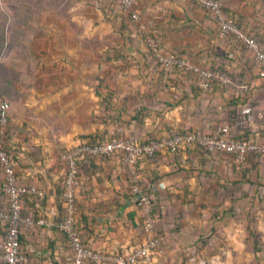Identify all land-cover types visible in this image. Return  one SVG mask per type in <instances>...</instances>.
Returning a JSON list of instances; mask_svg holds the SVG:
<instances>
[{
  "label": "crops",
  "instance_id": "1",
  "mask_svg": "<svg viewBox=\"0 0 264 264\" xmlns=\"http://www.w3.org/2000/svg\"><path fill=\"white\" fill-rule=\"evenodd\" d=\"M87 1L72 4L75 11L83 12L85 27L97 21L100 24L101 20L116 21L121 40L104 50L114 48L123 57L109 59L103 55L105 60L117 63L131 56L140 78L152 85L140 88V100L133 110L119 112L125 136L141 141L188 128L213 132L226 125L232 134L264 137V118L239 128L232 125L233 115L245 107L264 112V76L258 75V65L250 52L233 37L220 36L204 8L193 0L135 1L164 52L179 53L200 66L223 65L236 81L247 82L248 90L215 85L202 88L195 74L176 71L160 75L148 69L143 57L145 45L135 37L137 40H130L121 28L123 22L127 23L124 12L110 10L109 0ZM221 2L245 28L264 37V0ZM161 81L164 86H160ZM8 123L10 130L3 137V147L15 164L18 183L43 192L42 197H23L22 210L33 217H45L51 224L22 229L21 245L27 257L24 264H68L69 247L55 225L64 209L66 166L61 153L82 140L76 143L60 134L45 141L40 138L42 143L33 142L19 131L23 121L18 127V119L11 116ZM77 177L76 226L82 242L93 250L126 251L144 237L143 212L130 191L134 178L149 188L157 214L155 230L164 241V252L151 264H198L191 258H211L223 242L227 246L234 243L233 249L239 247L240 256L251 264L256 215L260 216L258 230L264 231L262 155L238 162L233 155L219 151L165 150L126 166L120 154L114 153L80 160ZM5 201L0 191V209ZM4 238L5 227L0 222V243ZM226 255L223 264H236L231 254L228 258ZM0 264H4L1 258Z\"/></svg>",
  "mask_w": 264,
  "mask_h": 264
},
{
  "label": "rangeland",
  "instance_id": "2",
  "mask_svg": "<svg viewBox=\"0 0 264 264\" xmlns=\"http://www.w3.org/2000/svg\"><path fill=\"white\" fill-rule=\"evenodd\" d=\"M75 1L0 0V94L9 101L10 117L18 119V127L23 121L19 131L33 142L60 134L76 143L86 139L82 136L123 134L119 112L133 110L140 88L152 87L140 78L131 56L117 63L105 60L104 49L121 40L116 21L85 27L83 12L72 6ZM109 8L116 13L120 9L111 0ZM256 216L252 230L264 240ZM233 245L223 242L211 256L213 263L223 264L222 255L231 254L236 264H249ZM262 245L251 264L264 263V241Z\"/></svg>",
  "mask_w": 264,
  "mask_h": 264
},
{
  "label": "built area",
  "instance_id": "3",
  "mask_svg": "<svg viewBox=\"0 0 264 264\" xmlns=\"http://www.w3.org/2000/svg\"><path fill=\"white\" fill-rule=\"evenodd\" d=\"M118 4L124 12L127 23L134 29L132 36L141 40L145 47L150 50L154 58L160 64L165 73L175 71L192 73L197 76L198 84L207 88L212 82H219L226 86H235L244 92L248 89L246 83H237L226 71L210 66H200L190 59L177 56L173 52H164L159 38L136 8V0H112ZM196 4L208 11L214 18L220 36L233 37L245 48L249 49L255 61L261 67L260 72L264 75V37L259 34L248 33L240 28L235 20L223 12L221 0H193ZM7 103H4L0 112V137L5 136L7 118ZM264 112L254 111L251 107H245L240 115L234 120L235 127L254 122L256 119L263 120ZM229 127L219 126L211 134L204 133L201 129H185L183 132L172 135L152 138L147 142H139L136 139L119 134L93 144L86 141L63 151L61 159L66 166L64 176L63 201L64 210L61 218L55 223L67 240L69 255L68 264H151L154 257L164 252L163 237L155 230L156 218L153 214L152 196L143 189L136 178L133 179L130 191L136 205L141 208L142 230L144 237L126 251H101L93 250L85 245L75 224V188L77 185L78 167L77 162L86 157L109 156L119 153L122 162L126 166H134L141 157H153L159 152H176L184 148H194L197 145L207 150L220 151L231 154L239 161H245L250 154L264 155V140L231 139L227 136ZM0 170L2 180L0 191L6 196V205L0 209V222L5 227V238L0 243V258L5 264H24L26 255L20 250V232L23 228L33 226H48L50 222L45 217H33L22 211L21 201L25 195L42 197V190L28 184H20L17 181L15 164L9 153L0 142ZM198 264H214L210 258H191Z\"/></svg>",
  "mask_w": 264,
  "mask_h": 264
},
{
  "label": "trees",
  "instance_id": "4",
  "mask_svg": "<svg viewBox=\"0 0 264 264\" xmlns=\"http://www.w3.org/2000/svg\"><path fill=\"white\" fill-rule=\"evenodd\" d=\"M112 1V0H111ZM113 3H115L114 1H112ZM116 4V3H115ZM117 6H118V4H116ZM118 8H119V6H118ZM222 8H223V12L227 15V16H230V17H232L234 20H235V22L237 23V25L240 27V28H242V29H244V30H246L248 33H252V34H257V33H255V32H253L252 30H249V29H247V28H245V26L244 25H242V23L240 22V20L237 18V16L235 15V14H231V13H229V12H227L226 11V9H224V7H223V5H222ZM120 10V9H119ZM207 13L211 16V14L207 11ZM123 14V13H122ZM211 18L213 19V21L215 22V20H214V18L211 16ZM215 24H216V22H215ZM216 27H217V31H218V26H217V24H216ZM121 28L123 29V30H126V34H127V37L131 40V39H134V40H137V39H135V38H133V36H132V30H133V26H130V25H128L126 22H123L122 24H121ZM233 41L234 42H238L236 39H234L233 38ZM238 44L243 48L244 46L242 45V44H240L239 42H238ZM244 49L245 50H247L248 52H250L251 53V55H252V58L254 59V57H253V54H252V52L249 50V49H247V48H245L244 47ZM112 51H113V49H107V50H105L104 51V54L106 55V57H108L109 59H118L119 57H123V55H122V53L121 52H119V53H117V51L118 50H115V53H112ZM173 53H175V52H173ZM177 56H181V57H185L184 55H179V53H177L176 54ZM143 57L145 58V61H144V63H145V65H146V67L148 68V69H150V70H156V71H158L159 73L158 74H160V75H164L165 74V72H164V70L160 67V64L158 63V61L154 58V56L152 55V53L150 52V50H148L147 48H146V50H145V52L143 53ZM185 58H187V57H185ZM189 59V58H188ZM148 60V61H147ZM191 60V59H190ZM255 60V59H254ZM1 61V60H0ZM3 61V60H2ZM191 61H193V60H191ZM257 63V62H256ZM2 64H4V63H2V62H0V66L2 65ZM258 65V75L259 76H261V77H263L264 75H262L261 74V72H260V69H261V67L259 66V64H257ZM213 67H215V68H220V69H223V70H226L228 73H230L229 72V70L226 68V67H224L223 65H219V66H213ZM157 68H159V69H157ZM176 72V71H175ZM179 72V71H178ZM230 75H231V73H230ZM237 83H246L247 85H248V83L247 82H238V81H236ZM199 85V84H198ZM226 86V85H223V84H220L219 82H212V83H210V85L207 87V88H210V87H212V86ZM200 86V85H199ZM201 87V86H200ZM226 87H235V86H226ZM203 88V87H202ZM248 89H249V85H248ZM247 89V90H248ZM4 103H7V105H8V108H7V118H8V121H9V119H10V113H9V108H10V103H9V101L5 98V96H3V94H0V112H1V109H2V106H3V104ZM106 105H108V103L106 104ZM240 115V113H236V114H234L233 115V117H235L234 118V120L238 117ZM234 120H233V122H232V125L234 126ZM238 128V127H237ZM190 130H195V129H197V128H189ZM10 130V125H9V123H7V126H6V131H5V134H6V132H8ZM185 129H183V130H176V131H172V132H170L169 134H167V135H172V134H174V133H180V132H183ZM203 131V130H202ZM204 133H206V134H211L212 132L211 131H203ZM119 135V133L116 131V132H113L112 134H110L109 136H107V137H105V138H97V139H95V136H92V135H89V137L88 136H82V138L83 139H85V140H82L81 142H83V141H86V142H88V143H91V144H93V143H95V142H98V141H102V140H106V139H108V138H110L111 136H118ZM227 136L229 137V138H231V139H236V140H240V139H245V140H264V137H257V138H250V137H248V136H246L243 132H241V133H239V132H237L236 134H232L230 131H229V133L227 134ZM153 137H147V138H144L143 140H141V141H139V142H147V141H149L150 139H152ZM155 138H158V137H155ZM3 137H0V142H1V145L3 146L4 145V143H3ZM194 148H197V149H199V150H202V151H208V152H210V151H212V150H207V149H205L204 147H202V146H200V145H197L196 147H194ZM187 149H192V148H184V149H181V150H187ZM220 152V151H219ZM223 153H225V152H223ZM251 155H261V154H257V153H253V154H250L249 156H248V158L251 156ZM262 156H264V155H262ZM88 158H90V157H86L85 159H88ZM141 158H143V157H141ZM79 163H80V160L77 162V167H78V165H79ZM77 176H78V174H77ZM78 178V177H77ZM142 187H143V189L144 190H146L147 192H149V188L148 187H146L145 185H141ZM3 194V193H2ZM3 196L5 197V200H7V198H6V196L3 194ZM25 196H27V195H25ZM25 196H23V197H25ZM30 196H34V195H30ZM23 199V198H22ZM6 202V201H5ZM151 203H152V207H153V214H154V216H155V218H156V213L154 212V205H153V199L151 200ZM22 206V205H21ZM64 210V209H63ZM63 210H62V213H63ZM23 211V210H22ZM75 224H76V221H75ZM77 227V226H76ZM78 230V229H77ZM79 232V231H78ZM21 233V232H20ZM63 234V233H62ZM64 235V234H63ZM80 235V234H79ZM254 235V234H253ZM64 237H65V235H64ZM65 239H66V237H65ZM67 241V240H66ZM262 241H264V240H261V237L260 236H257V235H254L253 236V241H252V245H251V250H252V252H253V256H258V253L261 251V250H259L257 247L258 246H263L262 245ZM20 250H21V252H23L24 254H25V252H24V250L22 249V245H21V238H20ZM224 253V252H223ZM222 257H224L223 255H222ZM260 259H262V261L264 262V259L262 258V257H264V256H261L260 255ZM261 261V262H262ZM5 264V263H4ZM84 264H91L90 262H85ZM210 264V263H209ZM264 264V263H263Z\"/></svg>",
  "mask_w": 264,
  "mask_h": 264
}]
</instances>
